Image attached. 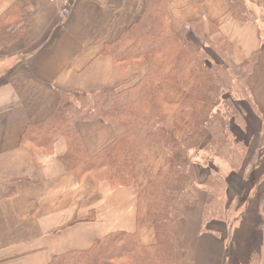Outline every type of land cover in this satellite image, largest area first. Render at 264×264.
Instances as JSON below:
<instances>
[{
  "label": "crops",
  "instance_id": "0c3cea01",
  "mask_svg": "<svg viewBox=\"0 0 264 264\" xmlns=\"http://www.w3.org/2000/svg\"><path fill=\"white\" fill-rule=\"evenodd\" d=\"M16 1L29 9L21 35L0 47V264H49L59 254L89 248L103 236L124 231L137 233L144 246L156 242L145 218V179L158 172L168 156L166 149L148 143L143 147L136 185L110 187L106 181L79 178L59 162L66 151L64 138L51 154L21 142L29 124L44 120L55 109L60 92H91L108 87L126 88L136 83L146 68H121L103 53L104 45L123 34L142 15L146 0H71L69 14L60 13V0H0V15ZM251 9L259 11L252 21L232 18L229 0H164L169 26L192 48L226 38L231 60L240 64L258 51L247 78L255 110L245 104L244 130L235 126L253 157L264 149V0ZM211 24L215 30L211 31ZM188 26V27H186ZM160 89L167 102L179 100L182 90L166 81ZM196 120L203 124L211 106L196 101ZM173 116L166 119V128ZM77 130L92 155L114 137L110 124L101 119L77 122ZM209 132L202 128L195 141L198 151L193 165L197 183L218 166L226 178L225 197L242 193L243 176L251 158L241 168L225 173L226 162L208 157L203 146ZM228 164V163H227ZM243 185V186H242ZM204 195L186 207L175 237L176 264H222L225 223L212 220L201 230ZM264 264V246L257 254ZM109 264V263H104Z\"/></svg>",
  "mask_w": 264,
  "mask_h": 264
},
{
  "label": "trees",
  "instance_id": "16d2710c",
  "mask_svg": "<svg viewBox=\"0 0 264 264\" xmlns=\"http://www.w3.org/2000/svg\"><path fill=\"white\" fill-rule=\"evenodd\" d=\"M251 0H229L232 18L252 21ZM258 6L260 1L254 2ZM29 16V9L13 2L0 15V47L18 38ZM211 31L215 27L211 24ZM103 53L121 68L140 66L146 73L126 88L108 87L91 92H60L57 106L44 120L29 124L21 142L46 154L53 152L59 138L66 143L59 157L67 171L94 182L106 181L110 187L136 185L143 147L154 143L168 156L158 172L145 179V218L152 225L156 242L144 246L137 233H109L84 250L54 256L49 264H176L175 237L185 208L204 195L201 230L222 220L228 211L224 201L226 178L218 166L201 183L193 174L198 151L194 141L202 128L209 132L203 146L205 164L213 158L226 162L232 172L243 165L247 145L234 133L244 130L243 105L255 106L247 78L258 51L240 64L231 60V44L222 37L212 43L205 37L202 47L192 48L169 26L164 0H146L145 9L131 27L104 45ZM182 90L178 101L167 102L160 82ZM205 102L211 112L203 124L193 113V103ZM173 116L172 128L166 119ZM264 120V113L260 114ZM101 119L110 124L113 139L96 153L85 149L77 122Z\"/></svg>",
  "mask_w": 264,
  "mask_h": 264
},
{
  "label": "rangeland",
  "instance_id": "374dc122",
  "mask_svg": "<svg viewBox=\"0 0 264 264\" xmlns=\"http://www.w3.org/2000/svg\"><path fill=\"white\" fill-rule=\"evenodd\" d=\"M255 14L259 11L255 10ZM262 24L261 35L264 38ZM252 152V149H247L244 154L251 161L247 172H244L242 193L234 196L233 200L231 195L224 197L229 209L220 220L226 226L223 228L222 264H258L257 254L264 246V149L254 157ZM222 166L226 173L230 165L224 163Z\"/></svg>",
  "mask_w": 264,
  "mask_h": 264
},
{
  "label": "built area",
  "instance_id": "2783aa9c",
  "mask_svg": "<svg viewBox=\"0 0 264 264\" xmlns=\"http://www.w3.org/2000/svg\"><path fill=\"white\" fill-rule=\"evenodd\" d=\"M51 2H56L57 0H49ZM70 0H61V9L60 12L63 16H66L69 13Z\"/></svg>",
  "mask_w": 264,
  "mask_h": 264
}]
</instances>
